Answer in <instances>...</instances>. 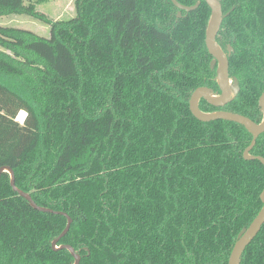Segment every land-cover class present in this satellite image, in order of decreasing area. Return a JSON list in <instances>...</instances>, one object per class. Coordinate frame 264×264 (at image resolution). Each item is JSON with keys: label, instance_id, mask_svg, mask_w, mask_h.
<instances>
[{"label": "trees", "instance_id": "trees-1", "mask_svg": "<svg viewBox=\"0 0 264 264\" xmlns=\"http://www.w3.org/2000/svg\"><path fill=\"white\" fill-rule=\"evenodd\" d=\"M48 0H0L46 23ZM75 0L50 38L0 26V264H229L263 209L264 166L242 126L201 123L193 93L220 96L203 0ZM217 44L240 92L227 112L261 125L264 0H222ZM26 114L23 125L17 119ZM251 156L264 159V135ZM56 250L53 247L55 241ZM241 264H264V227Z\"/></svg>", "mask_w": 264, "mask_h": 264}, {"label": "water", "instance_id": "water-1", "mask_svg": "<svg viewBox=\"0 0 264 264\" xmlns=\"http://www.w3.org/2000/svg\"><path fill=\"white\" fill-rule=\"evenodd\" d=\"M173 5L179 10L177 19H182V13L185 12L189 14L192 11H195L199 4L195 7H184L180 5L177 0H171ZM212 12L210 25L207 31L206 36V47L209 54L213 58V62L211 63V69L218 71V85L221 92L220 96H215L212 92L207 88H200L196 90L190 100L189 106L190 111L193 117L201 123H211L216 121H226L230 123H234L244 127L253 137V141L251 146L246 150L244 153V159L246 161H259L264 166V159L260 157H253L251 153L257 144V140L264 135V121L261 125H258L251 121L250 119L235 115L227 112H217L214 114H204L200 110V102L205 101L211 107L216 109L225 108L229 105L239 94L240 87L239 82L236 79L230 78L229 73V56L233 53V49L231 47L228 48L229 56H226L222 49L217 44V38L220 33L221 27L224 21V14L222 9V0H203ZM260 108L261 112L264 116V94L260 99ZM7 173L11 176V186L15 192H17L22 198H24L31 207L40 212L45 214H55L61 215L68 219V225L64 233L62 234L61 238H64L70 231L72 226V220L69 216L54 212L52 210L43 209L36 205V203L32 200L30 195H27L21 191H19L15 186V175L14 172L11 171L9 168H3L0 170V177L2 174ZM261 201L263 203V209L257 216V218L253 221L249 228L244 229L238 236L237 242L234 246V249L231 253L229 264H241L242 257L246 251V249L253 243V241L257 238L259 233L261 232L262 228L264 227V192L261 195ZM59 240L55 241L53 247L55 250L57 249V243ZM62 249L68 250L75 259V264H80L81 258L79 255L75 253V251L70 247H62Z\"/></svg>", "mask_w": 264, "mask_h": 264}, {"label": "rangeland", "instance_id": "rangeland-1", "mask_svg": "<svg viewBox=\"0 0 264 264\" xmlns=\"http://www.w3.org/2000/svg\"><path fill=\"white\" fill-rule=\"evenodd\" d=\"M75 0H48L37 7L40 16L45 21L26 15H0V26L22 29L35 33L39 37L50 38L51 26L62 21L70 20L75 16ZM26 114L19 116L17 121L23 125Z\"/></svg>", "mask_w": 264, "mask_h": 264}, {"label": "bare ground", "instance_id": "bare-ground-1", "mask_svg": "<svg viewBox=\"0 0 264 264\" xmlns=\"http://www.w3.org/2000/svg\"><path fill=\"white\" fill-rule=\"evenodd\" d=\"M23 114H25V113H21L19 116H22Z\"/></svg>", "mask_w": 264, "mask_h": 264}]
</instances>
